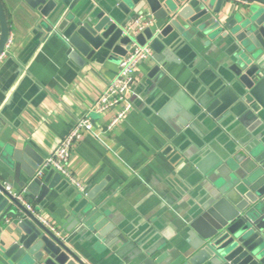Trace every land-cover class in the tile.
<instances>
[{"label": "crops", "instance_id": "0c3cea01", "mask_svg": "<svg viewBox=\"0 0 264 264\" xmlns=\"http://www.w3.org/2000/svg\"><path fill=\"white\" fill-rule=\"evenodd\" d=\"M155 1L162 11L188 2ZM121 2L117 1L114 13L124 27L140 14L151 15L154 32L167 24L154 17L148 0L127 13L118 8ZM2 4L11 40L0 60V182L15 193L26 189L19 181H29L24 170L16 172L18 153L22 157L30 148L43 159L51 155L115 78L123 56L101 47L79 65L45 28L52 21L55 29L59 17L45 18L26 0H2ZM251 5V1L226 0L219 13L210 11L209 18L222 27L229 17L248 15ZM214 33L196 30L188 40V46L207 62L201 67L190 49L183 47L187 40L177 41L180 34L171 32L164 42L173 60L157 72H153L158 64L153 57L140 64L137 83L128 93L134 108L127 116L106 130L116 109L93 115L92 130L74 146L69 161L83 189L62 176L42 202L37 201L38 195L32 198L26 193L36 216L88 264H125L133 248H125L120 240L109 247V233L98 239L90 229L78 227L75 214L85 203L94 208L102 205L109 224L125 237H144L148 248L155 250L154 259L170 250L168 261L173 260L192 248L194 215L213 191L228 183L229 170L211 168V158L232 169L231 164L239 166L240 158L249 156L248 147L254 149L264 141V123L257 122L252 111L218 121L209 114L199 116L200 111L189 105L211 94L218 71L225 72L232 62L233 38ZM182 112L192 114L187 124ZM56 173L51 172L50 181ZM102 183L94 198L88 199L87 194ZM24 218L15 204L0 212V249L20 238L18 227Z\"/></svg>", "mask_w": 264, "mask_h": 264}, {"label": "water", "instance_id": "95a60500", "mask_svg": "<svg viewBox=\"0 0 264 264\" xmlns=\"http://www.w3.org/2000/svg\"><path fill=\"white\" fill-rule=\"evenodd\" d=\"M26 1L45 18L51 14L59 17L55 29L52 21L45 24V28L59 38L70 59L79 65L84 64L101 47L124 56L133 42L142 45L149 43L155 53L153 58L158 63L153 72H157L160 66L165 67L173 60L164 38L176 30L180 34L177 41L187 40L183 47H188L194 59L205 67L207 62L187 44L191 33L201 30L205 34L215 32L213 36L226 37L230 34L234 43L231 64L225 72L218 71L220 73L211 94L197 101L192 100L189 105L200 111L199 116L209 114L218 121H222L223 116L240 117L242 113L252 111L256 113V121L264 123V0H248L252 2L248 15L229 17L222 27L218 20L209 18V15L210 11L219 13L226 0H218L217 6L216 0H188L181 7L168 5V11H162L155 0H148L154 17L167 21V24L157 32L148 26L137 35L127 33L125 27L119 24L114 13L118 0ZM121 1L118 8L126 13L142 2ZM198 21L202 22L196 24ZM0 24L1 54L10 37V25L2 0ZM182 114L185 117L183 123L187 124L192 114ZM248 150L249 156L241 157L243 161L239 166L231 164L233 170L223 165L219 158H211V168L219 172L226 168L229 170L226 177L228 183L213 191L208 202L194 215L191 228L196 236L192 248L173 260L168 261L172 255L170 250L154 259L155 250L148 248L144 237L129 239L122 235L102 214V205L94 208V205L84 204L83 201V209L75 214L76 225L90 229L91 236L98 239L109 233L106 239L109 247L120 240L126 245L125 248H133L125 264H264V141L254 149L248 147ZM21 155L18 153L16 157V172L20 174L24 170L29 181H19V184L26 188L28 195L32 198L38 195L37 201L42 202L62 180V175L57 172L50 181L53 171L47 170L44 176L37 177L44 159L30 148H26ZM103 186L104 183L89 192L88 199H93ZM11 204L25 213L18 227L22 235L10 246L0 249V264H88L71 249L66 239L48 228L0 182V212L7 210Z\"/></svg>", "mask_w": 264, "mask_h": 264}, {"label": "built area", "instance_id": "2783aa9c", "mask_svg": "<svg viewBox=\"0 0 264 264\" xmlns=\"http://www.w3.org/2000/svg\"><path fill=\"white\" fill-rule=\"evenodd\" d=\"M237 3L248 4V0H233ZM153 19L150 14H140L131 23H129L125 30L127 33L137 35L150 26ZM2 35V28L0 24V39ZM8 39L4 51L0 54V60L3 58L6 48L10 43ZM153 57V50L150 44H139L133 42L127 53L121 58L119 70L115 78L111 80L106 89L99 95L91 110L79 119L71 131L61 141L56 150L44 159L40 165L36 176L42 177L47 170H53L60 173L67 178L76 187L83 189L82 184L72 175L69 169V161L74 146L84 137L86 132H90L93 127V115L101 114L110 109H116L114 116L110 119L106 126V130H111L118 123H120L127 114L134 108L133 101L130 99V93L137 83V72L139 66L145 60ZM5 188L20 202H22L27 209L34 211L32 204L26 200V189L21 192L13 193L9 184L4 183Z\"/></svg>", "mask_w": 264, "mask_h": 264}]
</instances>
